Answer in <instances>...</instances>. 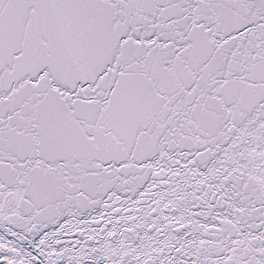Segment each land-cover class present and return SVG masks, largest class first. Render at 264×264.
Wrapping results in <instances>:
<instances>
[{
    "label": "snow or ice",
    "instance_id": "6c2138e0",
    "mask_svg": "<svg viewBox=\"0 0 264 264\" xmlns=\"http://www.w3.org/2000/svg\"><path fill=\"white\" fill-rule=\"evenodd\" d=\"M0 264H264V0H0Z\"/></svg>",
    "mask_w": 264,
    "mask_h": 264
}]
</instances>
